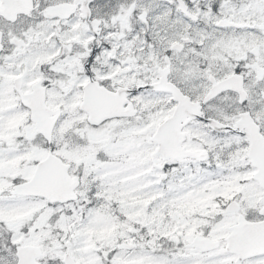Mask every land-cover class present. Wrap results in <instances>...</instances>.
I'll return each instance as SVG.
<instances>
[{"label": "snow or ice", "instance_id": "1", "mask_svg": "<svg viewBox=\"0 0 264 264\" xmlns=\"http://www.w3.org/2000/svg\"><path fill=\"white\" fill-rule=\"evenodd\" d=\"M0 264H264V0H0Z\"/></svg>", "mask_w": 264, "mask_h": 264}]
</instances>
